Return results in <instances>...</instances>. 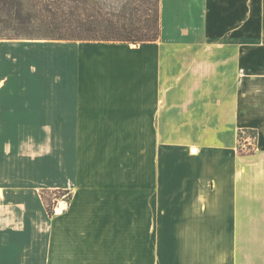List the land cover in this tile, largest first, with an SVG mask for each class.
Masks as SVG:
<instances>
[{"label": "crops", "instance_id": "crops-1", "mask_svg": "<svg viewBox=\"0 0 264 264\" xmlns=\"http://www.w3.org/2000/svg\"><path fill=\"white\" fill-rule=\"evenodd\" d=\"M160 22L0 43V264H264V0Z\"/></svg>", "mask_w": 264, "mask_h": 264}, {"label": "trees", "instance_id": "trees-1", "mask_svg": "<svg viewBox=\"0 0 264 264\" xmlns=\"http://www.w3.org/2000/svg\"><path fill=\"white\" fill-rule=\"evenodd\" d=\"M150 4L143 16L133 7L116 12L106 0H0V33L8 29L16 35H32L34 27L41 36L29 38L155 41L161 34L160 0Z\"/></svg>", "mask_w": 264, "mask_h": 264}, {"label": "rangeland", "instance_id": "rangeland-1", "mask_svg": "<svg viewBox=\"0 0 264 264\" xmlns=\"http://www.w3.org/2000/svg\"><path fill=\"white\" fill-rule=\"evenodd\" d=\"M150 1L151 0H106V2L108 3L109 7L113 8L114 11L116 12H121L122 10H126L128 11L129 9H131L132 7L133 8H136L138 9L139 13L141 15L144 16L145 13L149 12V7H151V4H150ZM127 4H130V5H127ZM8 30V29H7ZM7 30H4L3 32L0 33V43L3 41V40H12V39H40V38H29L30 36L31 37H40L41 34L39 33H35L37 28H34V27H31V31H33V34L32 35H16L14 34L13 32H10V31H7ZM6 34L10 35V36H15V37H19V38H6ZM5 35V36H4ZM144 147H148V145L146 146H143L141 145V158L143 159V154H144ZM148 154H147V158L146 160L150 158V155H151V151H146ZM144 163V162H143ZM149 162L146 161V170L149 168L148 165ZM50 210H51V213H52V206L50 207Z\"/></svg>", "mask_w": 264, "mask_h": 264}, {"label": "built area", "instance_id": "built-area-1", "mask_svg": "<svg viewBox=\"0 0 264 264\" xmlns=\"http://www.w3.org/2000/svg\"><path fill=\"white\" fill-rule=\"evenodd\" d=\"M55 200L56 204L52 207V214L63 213L68 205V194H63L60 200L58 198H56Z\"/></svg>", "mask_w": 264, "mask_h": 264}]
</instances>
